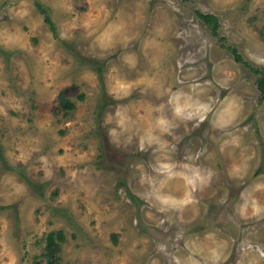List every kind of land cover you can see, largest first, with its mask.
<instances>
[{"label":"rangeland","instance_id":"obj_1","mask_svg":"<svg viewBox=\"0 0 264 264\" xmlns=\"http://www.w3.org/2000/svg\"><path fill=\"white\" fill-rule=\"evenodd\" d=\"M260 76L264 0H0V264H264Z\"/></svg>","mask_w":264,"mask_h":264},{"label":"trees","instance_id":"obj_2","mask_svg":"<svg viewBox=\"0 0 264 264\" xmlns=\"http://www.w3.org/2000/svg\"><path fill=\"white\" fill-rule=\"evenodd\" d=\"M36 5L38 6L39 11L44 14L45 22L50 26V28L53 29V22H52L51 18L46 14V10L44 8H42L41 6H39L38 3ZM197 14L210 27L212 34L215 36H218L217 28H218L219 24H218L217 18L212 14H202L199 12H197ZM230 49L232 50V53H233L235 59L241 60L240 54L237 53L234 48H230ZM255 71L260 73V70H258V69H256ZM257 88L259 89L260 93L262 94V98L264 99V77L263 76H260V78H258ZM60 101H61V104L63 105V107L65 109L74 108L73 102H70L69 100H67L65 98H61ZM57 239L58 240L63 239L61 232L55 233L52 231L47 235V238H46V251H47L46 256H47L49 264H53V263L59 264L57 262V257L54 254L55 249H56L55 247L58 246V244L55 242V240H57Z\"/></svg>","mask_w":264,"mask_h":264}]
</instances>
